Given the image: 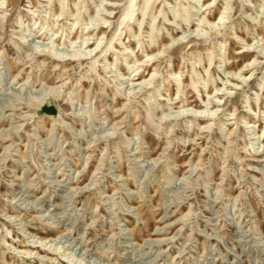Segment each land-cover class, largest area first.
I'll list each match as a JSON object with an SVG mask.
<instances>
[{"label":"rangeland","instance_id":"374dc122","mask_svg":"<svg viewBox=\"0 0 264 264\" xmlns=\"http://www.w3.org/2000/svg\"><path fill=\"white\" fill-rule=\"evenodd\" d=\"M129 1L0 7V264H264V0Z\"/></svg>","mask_w":264,"mask_h":264},{"label":"bare ground","instance_id":"6f19581e","mask_svg":"<svg viewBox=\"0 0 264 264\" xmlns=\"http://www.w3.org/2000/svg\"><path fill=\"white\" fill-rule=\"evenodd\" d=\"M43 1H48V4H50L51 3V1L52 0H43ZM132 1H134V0H130L129 1V3H128V5H127V7H126V11H127V14L125 15V17L127 18V16H129L131 13H130V8H131V5H132ZM41 2V1H40ZM179 2V1H178ZM213 2V0H203V3H202V5H203V7H205L206 9L207 8H209L210 6H211V4H213L212 3ZM0 3L2 4V6H0L1 8H7L8 7V0H1L0 1ZM148 3H149V1H147V3H146V6H145V8H147L148 7ZM215 3V2H214ZM134 4V3H133ZM6 5H7V7H6ZM59 5H60V11L59 12H57V13H55V16L57 17V19H63V16H65L64 14H65V11H64V9H65V7H66V5L64 4V0H59ZM75 5H77L78 6V2H76L75 1ZM144 8V7H143ZM177 8V7H176ZM29 10H31V9H29ZM205 10V9H204ZM79 11V10H78ZM77 11V12H78ZM107 12V11H106ZM109 12V11H108ZM160 12H163L162 11V9L160 10ZM175 12H177V11H175ZM79 13V12H78ZM78 13H77V15H78ZM227 13H228V7H227V5L220 11V17H219V20H212L209 16H206V17H200V20H201V22L199 21V23H207L209 26H211V27H214L216 24H220L223 20H224V18L226 17V15H227ZM109 14V13H108ZM143 14H145V11H143ZM70 15H72L73 17L75 16V19L77 20L78 18H77V15L75 14V13H70ZM156 15V14H155ZM180 15V14H179ZM98 17H100V16H98ZM102 18V17H101ZM130 18H132V17H130ZM186 19V18H185ZM154 21V20H153ZM58 22V21H57ZM77 22V21H76ZM78 23V22H77ZM202 23V24H203ZM152 24H154V23H152ZM170 24V23H169ZM75 25V24H74ZM121 25V24H120ZM73 26V25H72ZM76 27V26H75ZM72 29V28H71ZM76 29V28H75ZM95 30V29H94ZM71 31V30H70ZM75 31H77V30H75ZM74 31V32H75ZM85 30H83V28L79 31L80 33H82L84 36L85 35H87V33L86 32H84ZM88 31V30H87ZM42 32V31H41ZM121 32V31H120ZM45 33V31L42 33V35ZM134 33H135V31H134ZM48 33H46V35H47ZM53 34V33H52ZM55 34V33H54ZM82 34L81 35H77V38H74V37H72V38H74L73 40H71V43L72 44H74V43H77V42H80V41H78V39L80 38V37H83L82 38V42L83 43H88V40H89V38L90 37H88V39H87V37H84V36H82ZM96 34V33H95ZM236 35V37L237 38H239V39H241L242 41L244 40V38H242L240 35H238V34H235ZM57 37V36H56ZM94 38V37H93ZM101 38V37H100ZM68 39V38H67ZM182 39V37H176L175 38V40L177 41V40H181ZM261 39H264V37L262 36L261 37ZM101 40V39H100ZM99 40V41H100ZM174 40V39H173ZM183 40V39H182ZM66 42V41H65ZM139 42V41H138ZM264 42V41H263ZM81 43V42H80ZM93 43H95V42H93ZM171 44V43H170ZM248 46H251L252 45V43H246ZM125 45V44H124ZM162 45H163V48H158V52H161L162 54L165 52V50H166V48H167V45L162 41ZM89 46V45H88ZM98 46H99V44H98ZM127 48H128V46L127 45H125V50H127ZM168 49V48H167ZM89 50V49H88ZM245 50V49H244ZM253 50V49H252ZM53 51V50H52ZM51 51V52H52ZM93 50L92 49H90V52H92ZM156 50H154V49H152L150 52H148V56L149 55H152V57L153 56H155V54H156V52H155ZM128 52V51H127ZM96 53V52H95ZM147 53V52H146ZM56 54V53H55ZM77 54V53H76ZM88 54H90V53H88ZM97 54V53H96ZM128 54V53H127ZM130 54V53H129ZM251 55V53H246V54H244V56H250ZM136 56V55H135ZM54 57V56H53ZM245 57V58H246ZM118 59V58H117ZM212 58L210 57V60H211ZM225 59V58H224ZM59 60V59H58ZM257 60V57L256 56H253V58H252V60H251V57L249 58V59H247L246 60V62H245V64L241 67V68H239V70L238 71H232V70H230V71H227V74H229V75H231V76H233L234 78H236V79H240V77L241 76H243L242 74V71H243V69H246L249 65L250 66H253L254 64V62ZM135 63L134 64H136L137 63V65H139L138 67H135L136 69H134V71L135 70H138L143 64H144V62L146 61V59H143L142 57L140 58V57H137L135 60ZM227 61V60H226ZM211 64V63H210ZM253 64V65H252ZM115 66V65H114ZM248 69V68H247ZM208 70V69H207ZM133 71V70H132ZM209 71V70H208ZM178 73H180V71L179 72H176V71H172V74L173 75H177ZM209 73V72H208ZM134 74V73H133ZM136 75H140V73H135V77H136ZM140 78H141V75L140 76H138V77H136V78H134V76L133 77H131V79L132 80H140ZM242 78V77H241ZM243 78L245 79L246 78V76L244 75L243 76ZM146 80V79H145ZM195 80V79H194ZM227 81V80H226ZM234 85L236 84V83H233ZM51 88H53V87H51ZM179 88V87H178ZM221 88L220 87H217V92H216V94H215V96H218V97H220V98H222L219 94H220V92H218L219 90H220ZM208 94L209 95H211L210 94V91H208ZM222 95H225V92L224 93H221ZM202 101L203 102H205L206 104H209V102H206V100L205 99H202ZM183 107V106H182ZM181 111H184V108L183 109H181V110H179V112H181ZM196 111H198V110H196ZM185 112V111H184ZM204 112V110L203 109H200V113L199 114H195V117H197L198 119H208L209 121H211L213 118L212 117H205L202 113ZM211 124H210V122H207L206 124H204L203 125V127L204 128H207V127H209ZM247 126V125H246ZM250 126H253V125H250ZM230 129V128H229ZM36 235V234H35ZM34 235V236H35ZM4 241H6L5 239H3ZM43 240H46V238H44V237H40V241H43ZM158 240V239H157ZM39 245H36V247H38ZM18 252H20V253H22L23 255L24 254H29V255H31L33 252H34V249H32V248H22L21 250H17ZM38 252V251H37ZM36 252V253H37ZM48 253V252H47ZM38 254H39V252H38ZM45 255H48V254H45ZM49 258H52V257H49Z\"/></svg>","mask_w":264,"mask_h":264}]
</instances>
